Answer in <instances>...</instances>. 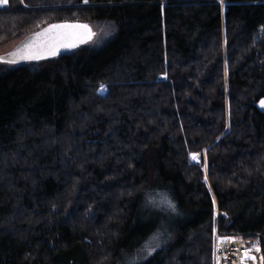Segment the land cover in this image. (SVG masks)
I'll return each instance as SVG.
<instances>
[{
  "label": "trees",
  "instance_id": "1",
  "mask_svg": "<svg viewBox=\"0 0 264 264\" xmlns=\"http://www.w3.org/2000/svg\"><path fill=\"white\" fill-rule=\"evenodd\" d=\"M65 22L115 32L0 72V264H128L156 234L135 264H215L218 234L261 263L264 0H9L0 46ZM165 190L179 215L145 206Z\"/></svg>",
  "mask_w": 264,
  "mask_h": 264
},
{
  "label": "snow or ice",
  "instance_id": "2",
  "mask_svg": "<svg viewBox=\"0 0 264 264\" xmlns=\"http://www.w3.org/2000/svg\"><path fill=\"white\" fill-rule=\"evenodd\" d=\"M222 2V0H221ZM23 3V0H21ZM84 3L87 4L88 0H84ZM9 4V0H0V6H5ZM95 33L92 32L91 28L87 24L80 23H60V24H51L48 27L44 28L42 31H39L34 34L29 43L25 44L23 48L18 49L13 55V59H5L0 57V63H9L15 64L20 60L23 61H33V60H43L48 57L56 56L62 48L71 49L75 48L82 43H87L90 41ZM260 107L264 108V100L260 101ZM191 160L198 162V156L196 154H190ZM155 205V201H152ZM162 203H166L171 209V212L179 215L177 213V205L172 203L165 196L162 200ZM214 203V202H213ZM156 237H153L155 239ZM221 243H224V239L220 240ZM233 242L234 238H233ZM159 245H157L158 247ZM147 254L142 257V259H147L152 255L154 251L153 248L148 245L145 246ZM255 251L259 252L260 248L254 246ZM252 259L255 260V257L251 256L249 252H245V255L241 258V264H244L245 260ZM135 264V262H133ZM261 264H264V257H261Z\"/></svg>",
  "mask_w": 264,
  "mask_h": 264
},
{
  "label": "rangeland",
  "instance_id": "3",
  "mask_svg": "<svg viewBox=\"0 0 264 264\" xmlns=\"http://www.w3.org/2000/svg\"><path fill=\"white\" fill-rule=\"evenodd\" d=\"M3 7L4 6H0V8H3ZM90 26H92L93 33H95V35L93 36V38H94L93 41L91 43H89V44L90 45H94V47H96V48H101L102 45H104L105 43H107L110 40V38H112L111 37L112 34H114V32H115V26L114 25H111L109 23H100V24H98V23H92V24H90ZM20 39L21 38H19L16 41L9 42L8 44H5V45L0 46V56L6 55V54H8V52H10L11 50H13L20 43ZM16 66H18V65H11V64H9V65H7V64L3 65V64H0V72L1 71H4V70H9V69L14 68ZM104 92H105V87L100 90V93L103 94ZM262 109H264V108H262ZM202 155L204 156L203 163H204V169L206 171V162H207L206 161V158H205L206 151H203L202 152ZM202 155L201 154L197 155L198 156V162H196V161H194V162L195 163L201 162L200 160L202 158ZM159 212L166 213V212H163V211H159ZM155 237L156 238L155 239L152 238L150 240L149 244H148L149 247H151V248L154 249V251L152 252V255H153V253L157 249H159V248H161L163 246V244L160 241V235L159 234H156ZM250 244H252V243H250ZM157 245H159V246L157 247ZM248 246H250V245H248ZM254 246H258V243L257 242L256 243L254 242L252 244V247L250 249H251V252H254L255 253V257L258 256V259H259V262L258 263L261 264L260 263V252L255 251ZM147 250L148 249L145 247V249L141 253H139V254H133V256H131V255L126 256L127 263L128 264H133V262H135V263L144 262L149 257H151V256H149L147 259H142V257H144L147 254Z\"/></svg>",
  "mask_w": 264,
  "mask_h": 264
},
{
  "label": "built area",
  "instance_id": "4",
  "mask_svg": "<svg viewBox=\"0 0 264 264\" xmlns=\"http://www.w3.org/2000/svg\"><path fill=\"white\" fill-rule=\"evenodd\" d=\"M224 239V243L220 240ZM235 241V240H234ZM249 252L251 256H255L254 252L247 247L243 241H235L230 236H221L218 234L216 238V263L215 264H241V258ZM251 259L245 260L244 264H250Z\"/></svg>",
  "mask_w": 264,
  "mask_h": 264
},
{
  "label": "water",
  "instance_id": "5",
  "mask_svg": "<svg viewBox=\"0 0 264 264\" xmlns=\"http://www.w3.org/2000/svg\"><path fill=\"white\" fill-rule=\"evenodd\" d=\"M65 23H70V22H65ZM77 23H79V22H77ZM54 24H60V23H54ZM80 24H83V23H80ZM48 26H49V25L44 26V27H43L41 30H39V31H42L44 28H46V27H48ZM89 26H90V24H89ZM90 28H91V30H92V32H93V28H92V26H90ZM39 31H37V32H39ZM37 32L31 33L30 35H27V36L21 38V39H20V43H19V44L13 49V50H11L10 52H8V54H6V55H2V56H0V57H3V58H5V59H13V58H15L13 54H14L18 49L23 48L25 44L29 43V41L32 39V37L34 36V34L37 33ZM93 39H94V38H92V39H91L90 41H88L87 43H82V44L78 45V46L75 47V48H71V49H65V48H62L56 56H54V57H48L47 59H55V57H60V56L66 55L67 53L72 52V51L78 49L79 47H83V46L89 45V43H91V42L93 41ZM47 59L38 60V61H36V60H33V61H23V60H20L18 63L11 64V65H18V66H21L22 64H30V63H32V62H41V61H44V60H47ZM3 64H7V65H9V63H3Z\"/></svg>",
  "mask_w": 264,
  "mask_h": 264
},
{
  "label": "clouds",
  "instance_id": "6",
  "mask_svg": "<svg viewBox=\"0 0 264 264\" xmlns=\"http://www.w3.org/2000/svg\"><path fill=\"white\" fill-rule=\"evenodd\" d=\"M165 196L167 197V199L169 201H171L172 203L175 204V201H174L171 193H169L168 191L165 190V191H161L157 197H151V196L146 197L145 201H144L145 206L150 207V208H155V210H157V211L172 213L171 209L168 207V205L166 203H162V200ZM152 201H155L156 206L153 205ZM176 211H177V213H179L178 208L176 209ZM172 214H174V213H172Z\"/></svg>",
  "mask_w": 264,
  "mask_h": 264
},
{
  "label": "bare ground",
  "instance_id": "7",
  "mask_svg": "<svg viewBox=\"0 0 264 264\" xmlns=\"http://www.w3.org/2000/svg\"><path fill=\"white\" fill-rule=\"evenodd\" d=\"M253 257H255V256H253ZM258 262H259V259H258V256H257V257H255V260L251 259V263L250 264H259Z\"/></svg>",
  "mask_w": 264,
  "mask_h": 264
}]
</instances>
